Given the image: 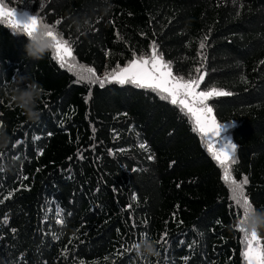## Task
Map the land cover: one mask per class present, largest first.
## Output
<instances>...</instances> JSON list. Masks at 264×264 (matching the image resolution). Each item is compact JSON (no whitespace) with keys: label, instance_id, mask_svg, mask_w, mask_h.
<instances>
[{"label":"trees","instance_id":"obj_1","mask_svg":"<svg viewBox=\"0 0 264 264\" xmlns=\"http://www.w3.org/2000/svg\"><path fill=\"white\" fill-rule=\"evenodd\" d=\"M0 3L56 25L77 65L61 67L52 52L27 58L26 37L0 22V122L11 138L0 160L16 161L0 172V264H184L186 257L187 264H245L223 169L189 118L150 90L114 83L100 88L78 82L77 75L81 67L98 76L123 67L133 52L150 55L155 41L173 73L187 78L203 53L207 75L199 89L215 85L232 93L208 103L220 123H236L231 132L239 163L232 175L238 182L248 176L245 194L260 209L264 0ZM17 76L49 93L41 98L39 121L8 107ZM34 135L41 139L33 141ZM61 217L64 223H57ZM166 230L159 257L143 260L122 251L140 233L156 241ZM259 235L264 243V232Z\"/></svg>","mask_w":264,"mask_h":264},{"label":"snow or ice","instance_id":"obj_2","mask_svg":"<svg viewBox=\"0 0 264 264\" xmlns=\"http://www.w3.org/2000/svg\"><path fill=\"white\" fill-rule=\"evenodd\" d=\"M236 0H233L235 3ZM41 18L36 15L29 16L24 13V19L17 18V9L8 8L3 3H0V22L6 24L10 29L23 28L25 31H30L31 27L39 23ZM60 21H56L59 24ZM56 28V25H53ZM55 39L54 51L52 52V59L59 62L61 67L67 66L69 69L75 70L77 65L71 61L73 57V49L70 46L69 40L62 35L57 38L54 31H50ZM205 40L200 43V49L205 48ZM150 55L136 56L133 52L132 58L127 61L125 66L116 68L106 72L102 77L98 76L95 69L92 67L79 69L77 75L78 82H87L91 84H99L100 88H104L106 84L118 85H132L139 89L150 90L155 92L161 100L168 101L171 105L177 106L180 111L189 118V122L194 125L193 131L199 132L207 142V149L212 154L213 159L217 162L220 168L223 169V180L228 184L231 192V202L234 210H237V223L234 225L236 231L241 234L240 243L242 244L241 256L245 264H264V243L261 237L256 232L249 234L242 226L243 217L254 205L251 203L249 197L245 194V186L249 183L248 176H244L239 182L233 178V165L239 163L237 159V145L231 139H219L222 130L231 127V124H219L213 112V107L208 104V101L214 97L231 96L230 91H225L215 85H209L207 90L198 91L201 83L205 80L207 73L203 71L204 61L206 57L201 53L200 66L193 69L185 78L182 75L173 73L172 61H166L163 53L158 50V47L153 41ZM261 63H264L262 61ZM243 80V78H242ZM246 82V81H245ZM45 95L49 93L44 92ZM0 103H3L0 101ZM12 107V103L8 104ZM2 115V113H0ZM126 115V114H125ZM63 123V122H61ZM0 126L3 123L0 122ZM95 131V129H93ZM41 137L34 135L33 141L40 140ZM213 140L220 143V147L215 148ZM16 145L14 144L13 147ZM94 147V146H93ZM139 148L148 151L146 144L141 143ZM2 155V154H0ZM42 155V153H41ZM83 158V157H81ZM153 157H149L152 159ZM21 181L27 180V176H21ZM136 198L133 196L132 201ZM255 209H257L255 207ZM260 211H264V206H261ZM7 217L4 218L3 223L7 224ZM57 223H64L62 217L57 220ZM143 223H147L146 220ZM219 223V221L217 222ZM133 227L136 225L133 224ZM140 240L148 238L147 233H140ZM202 235V234H201ZM167 230L161 234L158 244L162 243L163 247H167ZM54 238H59L54 236ZM139 240V241H140ZM136 242L131 245V249H123V252L132 250ZM121 254V250L117 251V256ZM107 259V258H105ZM188 258H184V264H187ZM150 264V262H149Z\"/></svg>","mask_w":264,"mask_h":264},{"label":"clouds","instance_id":"obj_3","mask_svg":"<svg viewBox=\"0 0 264 264\" xmlns=\"http://www.w3.org/2000/svg\"><path fill=\"white\" fill-rule=\"evenodd\" d=\"M50 31H54L57 38L61 36L52 24L47 23L43 19L32 26L30 31H25L22 27L12 29L14 35H24L26 37L25 53L27 58L32 60L42 59L46 53L54 51L56 41L49 35ZM43 95L44 89L42 85L35 80L29 81L27 76L15 77L14 83L9 86L8 90V98L11 103L20 109L27 120L33 122L39 121L41 117L39 104ZM9 143H11V138L6 128L0 126V150L6 149ZM15 163L16 161L13 160L11 166H15ZM11 166L5 160H0V172L9 171ZM241 226L249 234L252 232L257 234L264 232V211L257 210L253 206L248 210L247 215L243 217ZM132 251L137 258L143 260L159 257L160 255L158 242L148 238L136 242Z\"/></svg>","mask_w":264,"mask_h":264},{"label":"rangeland","instance_id":"obj_4","mask_svg":"<svg viewBox=\"0 0 264 264\" xmlns=\"http://www.w3.org/2000/svg\"><path fill=\"white\" fill-rule=\"evenodd\" d=\"M24 13H27L29 16L34 15L33 13H31V12H29V11H18V10H17V18L23 20V19H24ZM65 67L68 68L67 66H65ZM85 68H87V67H85ZM68 69H69V68H68ZM69 70H70V69H69ZM102 76H103V75H101V77H102ZM198 91H202V90L198 89ZM208 104H209V103H208ZM209 105L211 106V104H209ZM211 107H212V106H211ZM213 112H214V110H213ZM214 115H215V114H214ZM216 119H217V118H216ZM217 122H218L219 124H221V125H223V124H231V125H232L231 127H227V128H225L224 130H222L219 139L223 140V139L227 138V139H231V140L234 142L231 130H232L233 126H234L236 123H235V122L220 123L218 120H217ZM203 140H204V144H205V146L207 147V142H206V140H205L204 137H203ZM234 143H235V142H234ZM213 144H214V147H215V148L220 147V143H219L217 140H213Z\"/></svg>","mask_w":264,"mask_h":264}]
</instances>
